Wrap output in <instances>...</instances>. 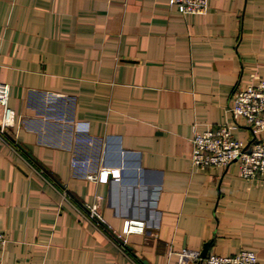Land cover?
<instances>
[{
    "label": "crops",
    "instance_id": "0c3cea01",
    "mask_svg": "<svg viewBox=\"0 0 264 264\" xmlns=\"http://www.w3.org/2000/svg\"><path fill=\"white\" fill-rule=\"evenodd\" d=\"M0 27L16 112L0 134V264H179L207 244L264 264V180L237 161H192L195 132L235 122V89L264 75V0H209L203 13L170 0H0ZM92 203L116 229L145 218L146 233L122 251Z\"/></svg>",
    "mask_w": 264,
    "mask_h": 264
},
{
    "label": "built area",
    "instance_id": "2783aa9c",
    "mask_svg": "<svg viewBox=\"0 0 264 264\" xmlns=\"http://www.w3.org/2000/svg\"><path fill=\"white\" fill-rule=\"evenodd\" d=\"M170 6L184 13H203L208 9L209 0H170ZM10 90V84L0 80V105L3 106V116L0 120L2 136L15 124L16 112L10 104ZM231 110L235 122H221L214 128L195 132L192 138L193 166L221 167L237 161L243 177L264 180V75L259 76L256 82L237 86ZM238 125H245L251 131L250 140H243L236 135L234 129ZM105 171L112 170L106 168ZM88 178L100 180L101 173H89ZM116 178L119 179L120 175ZM88 208L90 219L107 228L122 251H127L130 234H144L147 231L149 223L143 217L126 218L123 227L116 229L100 213L97 203L88 204ZM7 241V235L0 232V248L4 247ZM179 264H261V261L258 253L252 249H242L231 255L211 252L203 256L199 250L185 247L181 251Z\"/></svg>",
    "mask_w": 264,
    "mask_h": 264
},
{
    "label": "water",
    "instance_id": "95a60500",
    "mask_svg": "<svg viewBox=\"0 0 264 264\" xmlns=\"http://www.w3.org/2000/svg\"><path fill=\"white\" fill-rule=\"evenodd\" d=\"M208 244L206 245L205 249L202 251L203 256H207L208 254Z\"/></svg>",
    "mask_w": 264,
    "mask_h": 264
},
{
    "label": "rangeland",
    "instance_id": "374dc122",
    "mask_svg": "<svg viewBox=\"0 0 264 264\" xmlns=\"http://www.w3.org/2000/svg\"><path fill=\"white\" fill-rule=\"evenodd\" d=\"M210 254V253H209Z\"/></svg>",
    "mask_w": 264,
    "mask_h": 264
}]
</instances>
